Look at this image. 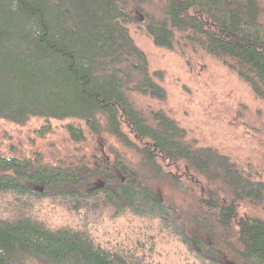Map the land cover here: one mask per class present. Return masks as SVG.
Instances as JSON below:
<instances>
[{
    "label": "trees",
    "instance_id": "16d2710c",
    "mask_svg": "<svg viewBox=\"0 0 264 264\" xmlns=\"http://www.w3.org/2000/svg\"><path fill=\"white\" fill-rule=\"evenodd\" d=\"M261 13L258 0H0V122H67L75 143L84 123L141 155L93 170L0 153V264H264V179L130 100L166 98L134 26L158 49L217 59L264 101Z\"/></svg>",
    "mask_w": 264,
    "mask_h": 264
},
{
    "label": "rangeland",
    "instance_id": "374dc122",
    "mask_svg": "<svg viewBox=\"0 0 264 264\" xmlns=\"http://www.w3.org/2000/svg\"><path fill=\"white\" fill-rule=\"evenodd\" d=\"M260 22L264 24V0ZM131 36L146 54L152 70L164 74L166 98L159 102L137 95L130 96L137 110L145 113L163 110L175 120L190 139L202 146H214L264 179V101L254 96L242 82L217 59L202 51L172 53L154 47L152 41L130 26ZM67 122L32 120L23 125L0 122V153L7 157L36 160L49 165H81L96 169L100 160L116 158L118 151L125 161L141 165V155L116 140L93 135L84 123L85 140L73 142ZM92 187L100 182L93 179ZM160 195L179 206H189L192 195H186L162 179L155 180ZM89 188L83 189V191ZM195 195L198 194L195 192ZM264 217V212H260ZM34 258V259H33ZM24 264H50L33 257Z\"/></svg>",
    "mask_w": 264,
    "mask_h": 264
},
{
    "label": "bare ground",
    "instance_id": "6f19581e",
    "mask_svg": "<svg viewBox=\"0 0 264 264\" xmlns=\"http://www.w3.org/2000/svg\"><path fill=\"white\" fill-rule=\"evenodd\" d=\"M127 234V233H126Z\"/></svg>",
    "mask_w": 264,
    "mask_h": 264
}]
</instances>
